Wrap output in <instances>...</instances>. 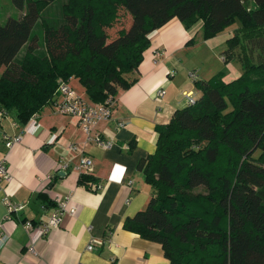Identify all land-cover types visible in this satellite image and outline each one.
<instances>
[{
	"label": "trees",
	"instance_id": "16d2710c",
	"mask_svg": "<svg viewBox=\"0 0 264 264\" xmlns=\"http://www.w3.org/2000/svg\"><path fill=\"white\" fill-rule=\"evenodd\" d=\"M10 1L22 12L0 24V109L18 125L52 102L58 79L75 78L92 103L114 98L136 81L147 34L173 17L200 20L203 39L239 21L220 55L242 75L193 80L196 101L155 124L154 151L137 162L151 193L122 226L168 264H264V36L241 35L264 27V0H60L52 20L53 0ZM119 9L129 23L108 35Z\"/></svg>",
	"mask_w": 264,
	"mask_h": 264
},
{
	"label": "crops",
	"instance_id": "0c3cea01",
	"mask_svg": "<svg viewBox=\"0 0 264 264\" xmlns=\"http://www.w3.org/2000/svg\"><path fill=\"white\" fill-rule=\"evenodd\" d=\"M200 27L197 20L186 29L173 17L147 34L136 81L117 92L110 117L96 125L103 138L111 139L109 147L84 142L76 119L59 114L51 103L23 125L8 115L0 118V158H5L11 176L0 190V264H168L158 243L122 225L144 207L151 193L137 162L154 151L155 124L165 123L174 109L185 106L184 91L200 94L187 73L208 79L224 65L212 54L214 37L203 39ZM196 54L199 58L188 61ZM201 59L210 62L202 67ZM232 61L228 62L232 77L240 76V64ZM72 80L82 90L75 78L68 80L69 85ZM159 89L164 94L157 99ZM116 119L125 121L122 127H115ZM17 134L19 141L6 148L3 135ZM68 144H76L80 152ZM81 154L92 160L91 189L76 183ZM59 160L66 163L62 175L53 172ZM3 195L23 204L18 215L5 218ZM55 197H68L74 213L62 214L59 225L43 235L24 231L21 221L45 220L55 207ZM91 237L101 242L86 250ZM28 245L33 253L26 250Z\"/></svg>",
	"mask_w": 264,
	"mask_h": 264
},
{
	"label": "built area",
	"instance_id": "2783aa9c",
	"mask_svg": "<svg viewBox=\"0 0 264 264\" xmlns=\"http://www.w3.org/2000/svg\"><path fill=\"white\" fill-rule=\"evenodd\" d=\"M190 79L195 80V75L193 72L187 73ZM164 94L163 89L156 91V98L159 99ZM183 102L185 105H192L196 99L197 95L195 90L184 91L182 93ZM112 97H107L103 103H92L78 93L73 87H71L68 81L63 79L57 80L55 97L52 99L51 104L55 107L56 111L59 114L73 117L76 119L77 126L80 128L84 135V142L94 143L100 147H109L112 144L110 138H103L100 133L96 130V125L99 121L108 119L112 110ZM6 116V112L3 109H0V118ZM35 116H32L30 119H33ZM124 120L116 119L115 127H122ZM3 145L8 148L13 143L18 142L20 135H14L8 138L6 135H3ZM70 150H77L80 152L79 147L76 144H68L67 146ZM92 160L89 156L81 154L78 158L75 169L79 173L88 174L91 171ZM66 168V163L62 160H59L55 167L54 173L59 171H64ZM47 178L50 175H46ZM11 179V176L8 171V166L4 157L0 158V190L3 188V185L8 183ZM55 207L48 213V216L45 220L39 222H32L28 219H23L21 221V226L28 234L32 232H37L40 235L45 234L49 228L57 227L60 223L61 215L64 213L72 215L74 213V207L71 206L70 200L68 197L63 199L54 198ZM1 202L5 207V218H10L11 215H18L22 210V203H12L8 200L6 196L1 197ZM1 227V220H0ZM87 230L90 229L86 227ZM101 241L96 240L95 238H90L87 245L85 246L86 250H92L95 243L99 244ZM26 250L33 253L32 245H28ZM141 264V263H137Z\"/></svg>",
	"mask_w": 264,
	"mask_h": 264
},
{
	"label": "rangeland",
	"instance_id": "374dc122",
	"mask_svg": "<svg viewBox=\"0 0 264 264\" xmlns=\"http://www.w3.org/2000/svg\"><path fill=\"white\" fill-rule=\"evenodd\" d=\"M59 2H60V0H53L52 2H50V4L46 7V9L42 12L43 13L42 15H44L45 17H47L48 19H51V20L55 19L57 17V15H58ZM21 12H22V10H19V9L15 8L12 5L10 0H0V24L4 21L6 16L18 17ZM128 18H129L128 15L122 9H119L118 10L117 20L113 23V25L110 28L106 29V33L108 35H114L115 31L117 29H119V27H126L128 25V23H129V19ZM235 22H236V28H235ZM240 26H241V24L239 23V21L233 19L221 31H219L216 34H214L213 35L214 38L211 39L212 40L211 43L213 44V46H215V49L212 50V54L214 55V57H218V59H219L218 64L219 63L224 64L223 67L221 68V72H222V74L226 75L225 78L222 79L225 82H228V81L236 78L237 75L235 77H232V72L230 71L229 65H228V62L229 63H233V64L235 62H233L232 60H220V56H219L220 55V48H222L221 46H224L223 42L225 41V39L227 37L231 36L233 31L239 29ZM32 32L37 34L39 39L41 38V29H40V24L39 23H37L32 28ZM241 35H242V38L245 37V38H248V39L249 38H253V37L257 36V35L264 36V27L263 28L255 27L254 29L246 30V31L243 30V32H241ZM196 58H199L197 54H196L195 57H192L191 59H188V61H193ZM208 61L210 62V60H206L205 63H202V59H201L202 67H204L203 65H205ZM223 76H222V78H223ZM240 76H238V78ZM70 85L78 93H80L82 96H85V94L83 93V90H81L80 88L77 87V84L74 82V80L70 81Z\"/></svg>",
	"mask_w": 264,
	"mask_h": 264
},
{
	"label": "water",
	"instance_id": "95a60500",
	"mask_svg": "<svg viewBox=\"0 0 264 264\" xmlns=\"http://www.w3.org/2000/svg\"><path fill=\"white\" fill-rule=\"evenodd\" d=\"M62 174H63V172H62V171L58 172V175H62Z\"/></svg>",
	"mask_w": 264,
	"mask_h": 264
}]
</instances>
